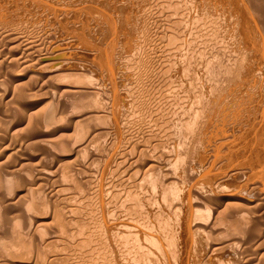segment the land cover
<instances>
[{
	"label": "rangeland",
	"instance_id": "rangeland-1",
	"mask_svg": "<svg viewBox=\"0 0 264 264\" xmlns=\"http://www.w3.org/2000/svg\"><path fill=\"white\" fill-rule=\"evenodd\" d=\"M0 10L19 47L0 41V58L43 59L66 85L47 86L50 73L39 88L0 78L11 91L0 164L33 170L0 189V264H264V0H0ZM127 144L134 169L118 161ZM115 173L129 183L112 196ZM29 203L25 220L13 207Z\"/></svg>",
	"mask_w": 264,
	"mask_h": 264
},
{
	"label": "bare ground",
	"instance_id": "bare-ground-1",
	"mask_svg": "<svg viewBox=\"0 0 264 264\" xmlns=\"http://www.w3.org/2000/svg\"><path fill=\"white\" fill-rule=\"evenodd\" d=\"M22 1V0H21ZM116 1V0H115ZM141 1V0H140ZM21 3V2H20ZM89 4V3H88ZM3 5H5V4H3ZM19 5V4H18ZM12 6H14V5H12ZM87 7V6H86ZM143 8V7H142ZM32 10V9H31ZM2 10H0V12H1ZM9 11V10H8ZM34 12V11H33ZM11 13V12H10ZM12 13H13V11H12ZM35 13V12H34ZM28 14V13H27ZM35 15V14H34ZM10 17V16H9ZM27 18V17H26ZM7 20V19H6ZM1 23V22H0ZM3 23H5V22H3ZM37 24V23H36ZM82 24V23H81ZM10 25V24H9ZM8 25L6 24V27H7ZM12 28H14V27H12ZM9 30V29H8ZM11 30V29H10ZM6 31V29H0V41H7L6 42V44L9 46L10 45V50H9V48H8V50H9V52L10 51H13V53H11V54H14L15 53V51L17 50V49H19V47H18V39H15V40H13L12 39V37H10L11 36V33L9 34H6L7 32H5ZM86 31V30H85ZM168 33V32H167ZM16 36V35H15ZM19 36V35H18ZM13 37H14V35H13ZM49 37H53V36H49ZM58 37V36H57ZM20 38V37H19ZM54 39V38H53ZM52 39V40H53ZM57 41L59 42V39L57 38ZM86 41V40H85ZM52 42V41H51ZM2 43V42H1ZM173 43V42H172ZM87 44V43H86ZM3 45H5V44H3ZM6 46V45H5ZM55 47V46H54ZM101 47V46H100ZM51 48V47H50ZM53 48V47H52ZM71 48H73V49H76L78 52H80V49L79 48H75V47H71ZM99 48V47H98ZM53 49H56V48H53ZM47 50H48V48H47ZM46 50V51H47ZM49 50H51V49H49ZM39 51V50H38ZM41 51V50H40ZM45 51V52H46ZM54 50H52V52H53ZM55 51H57V49L55 50ZM88 51V50H87ZM58 52V51H57ZM57 52L56 53H52L51 54V56H50V58L51 59H53V60H55L56 62L58 61V58H57V60H56V57H58V54H57ZM3 53H5V52H3ZM8 53V52H7ZM38 53V52H37ZM2 54V53H1ZM16 54V53H15ZM42 54V53H41ZM47 54V53H46ZM46 54H44V56L46 55ZM49 54V53H48ZM3 55H5V54H3ZM6 55H8V54H6ZM10 55V54H9ZM42 56V55H41ZM47 56V55H46ZM45 56V57H46ZM49 56V55H48ZM11 57H12V55H11ZM44 57V58H45ZM47 58V57H46ZM49 57L47 58V60H49L50 59ZM34 60V59H33ZM45 60V59H44ZM35 61V60H34ZM62 61V60H61ZM45 62V61H44ZM44 62H43V59L41 60V59H38V60H36L34 63H33V61L30 63V61L29 62H27V60L26 59H24L23 57H18V58H8V57H4V58H0V78L1 77H3V76H6V80H8V83L9 84H11V85H13V87H17V86H22L23 84H25V82H26V80L27 79H31V80H33V78H35V80H33V83H34V86L35 87H37V88H39V87H41L42 85H40V84H38L37 83V79H39L40 78V82H41V77H43V76H47L49 73H50V76L48 77V79L47 80H45V82H46V84L48 83V84H50V86L51 87H54L55 89H57V87L58 88H60V87H65L66 85L65 84H61V83H59V82H56L54 79H55V76H54V74H52V72L51 71H49L48 72V70L47 71H44L45 70V68H48V67H45L46 65L44 64ZM46 63V62H45ZM50 63V62H49ZM50 64H52V63H50ZM57 64V63H56ZM90 64V70H91V72H95L96 71V66L95 65H93V64H91V63H89ZM247 64V63H246ZM49 65V64H48ZM229 65V64H228ZM6 68H12V70L9 72V73H7V69ZM51 68V67H50ZM50 70V69H49ZM48 72V73H47ZM54 72V71H53ZM122 73V72H121ZM118 80H120V79H118ZM29 81V80H28ZM45 82H43V83H45ZM120 82V81H119ZM8 84V85H9ZM48 84H47V86H48ZM81 84V83H80ZM5 84H4V81H1L0 82V105H1V103H2V101L3 100H6V99H8L9 97H10V95H11V91H8V89L7 88H5V86H4ZM7 85V86H8ZM182 87V86H181ZM36 89V88H35ZM69 89V91H71V92H88V93H90V91H91V88L90 87H88V86H86V85H79V84H72V85H69V87L66 89V90H68ZM92 92V91H91ZM29 94H31V93H29ZM23 95H25V94H23ZM218 100V99H217ZM61 101V100H60ZM68 101V100H67ZM64 102V101H63ZM70 102V101H69ZM3 105V104H2ZM1 107V106H0ZM221 117V116H220ZM224 117V116H223ZM217 120V119H216ZM187 121V120H186ZM185 121V122H186ZM184 122V121H183ZM217 122V121H216ZM223 122V121H222ZM229 122H230V119H229ZM219 123H220V121H219ZM145 124H146V122H145ZM151 124V123H150ZM191 124V123H190ZM227 125H228V123H226ZM204 125V124H203ZM207 125V124H206ZM165 126V125H164ZM164 126H162V127H164ZM167 126V125H166ZM197 126V125H196ZM195 126V127H196ZM199 126V125H198ZM213 126V125H212ZM220 126V125H219ZM232 126V125H231ZM194 127V126H193ZM226 127V126H225ZM241 127V126H240ZM168 128V127H167ZM189 128V127H188ZM120 129V128H119ZM171 129V128H170ZM215 129V128H214ZM194 130V129H193ZM15 131V130H14ZM168 131V130H167ZM171 131V130H170ZM202 131V130H201ZM227 131V130H226ZM36 132V131H35ZM45 132V131H44ZM46 132H47V130H46ZM121 132V131H120ZM152 132V131H151ZM159 132H160V130H159ZM194 132V131H193ZM192 132V133H193ZM199 133V132H198ZM204 133V132H203ZM112 134V133H111ZM144 135V134H143ZM170 135V134H169ZM205 135H207V134H205ZM250 135V134H249ZM133 136V135H132ZM150 136V135H149ZM148 136V137H149ZM176 136V135H175ZM194 136V135H193ZM160 137V136H159ZM196 137V136H195ZM205 137V136H204ZM110 138V137H109ZM202 138V137H201ZM136 139V138H135ZM145 139V138H144ZM175 139V138H174ZM130 140H132V137H131V139ZM162 140V139H161ZM169 140V139H168ZM195 140V139H194ZM207 140V139H206ZM259 140V139H258ZM138 141V140H137ZM129 142H131V141H129ZM128 142V143H129ZM199 142V141H198ZM200 142H201V140H200ZM203 142H205V141H203ZM132 143H134V142H132ZM45 144V143H44ZM126 144V143H125ZM46 146H48V147H51L50 145L51 144H48V143H46L45 144ZM170 145V144H169ZM168 145V146H169ZM199 145V144H198ZM127 146H128V144H127ZM132 147H134V144L132 145V146H128V147H126L125 149H123L124 150V153L122 154V157H120V158H118V161L121 163V162H126L125 161V159H129L128 161L130 162L129 163V166H130V168H133L134 167V164H136V161H132V159H135V157L134 156H130V155H127V152H128V150L130 151V149L132 148ZM141 147V146H140ZM143 147H144V145H143ZM171 147V146H170ZM197 147V146H196ZM257 147V146H256ZM261 147V146H260ZM46 148V147H45ZM168 148V147H167ZM21 149V148H20ZM50 150H51V148H49ZM160 149V148H159ZM169 149V148H168ZM176 149V148H175ZM49 150V151H50ZM122 150V151H123ZM163 150V149H162ZM181 150V149H180ZM20 151V150H19ZM161 151V150H160ZM183 151V150H182ZM245 151V150H244ZM264 151V150H263ZM258 152V151H257ZM173 153V152H172ZM184 153V152H183ZM188 153V152H187ZM258 153H260V152H258ZM93 154H95V153H93ZM142 154V153H141ZM261 154V153H260ZM115 155V154H114ZM146 154H144V156H145ZM160 155L163 157L164 155H167L166 153H165V150L162 152V153H160ZM188 155V154H187ZM143 156V155H142ZM147 156V155H146ZM172 156H173V154H172ZM175 156H176V154H175ZM182 156H184V154L182 155ZM256 156V155H255ZM263 156V155H262ZM261 156V157H262ZM134 157V158H133ZM140 157V156H139ZM139 157H137V158H139ZM168 157V156H167ZM152 158V157H151ZM169 158V157H168ZM143 159V158H142ZM155 159H156V157H155ZM164 159H165V157H164ZM187 160V159H186ZM138 161V160H137ZM153 160H151V162H152ZM156 161V160H155ZM167 161H168V159H167ZM184 161V160H183ZM189 161V160H188ZM177 162V161H176ZM140 163V162H139ZM172 163V162H171ZM179 163V162H178ZM181 163V162H180ZM188 162H186V164H187ZM158 164V162H156L155 163V165H157ZM161 166L162 165H164V164H160ZM168 165V164H167ZM189 165V164H188ZM3 166V165H2ZM1 166V164H0V189H3V190H5L6 188H9L10 187V185H12V182H13V180H14V178L15 177H21V178H29L31 175H32V173H33V170L31 171V170H25V171H21V170H18V169H11V168H5V167H2ZM151 166V165H150ZM171 166V165H170ZM184 166V165H183ZM169 167V166H168ZM178 167V166H177ZM259 167V166H258ZM149 168V167H148ZM183 168V167H182ZM28 169V168H27ZM134 169V168H133ZM141 169V168H140ZM139 169V170H140ZM171 169V168H170ZM187 169V168H186ZM190 169V168H189ZM53 170V169H52ZM40 171V173L41 174H43L42 176H47V177H52V178H54V177H56V178H58V179H60V180H62L61 179V176L60 175H56V174H54V173H52L50 170H48V169H41V170H39ZM133 171H136V170H133ZM149 171V170H148ZM179 171V170H178ZM259 171V170H258ZM38 172V171H37ZM127 173H129V171L127 170L126 171ZM141 172V171H140ZM143 172V171H142ZM163 172V171H162ZM162 172H161V174H162ZM256 172V171H255ZM113 173V172H112ZM134 173V172H133ZM137 173V172H136ZM138 173H139V171H138ZM264 173V172H263ZM116 175H115V178L114 177H112V179L110 180V183L108 182V184L106 185V186H108V188H109V190L111 189V193L113 194V192H112V190L114 191V189L116 188V187H121L120 185H123L124 184V182L126 181V179H127V181H128V183H129V180H128V176L124 179L125 181H122L123 179H121L122 177H119V176H117V173H115ZM74 175V174H73ZM123 175V174H122ZM125 175V174H124ZM127 175V174H126ZM125 175V176H126ZM132 175V174H131ZM188 175V174H187ZM37 176V175H36ZM124 176V177H125ZM133 176V175H132ZM131 176V177H132ZM140 176V175H139ZM144 176V175H143ZM146 176V175H145ZM40 177V176H39ZM130 177V178H131ZM163 177V176H162ZM185 177H187V176H185ZM137 178V177H136ZM160 178V177H159ZM253 178V177H252ZM47 179V178H46ZM141 179V178H140ZM162 179V178H161ZM169 179V178H168ZM199 179V178H198ZM139 180V179H138ZM185 180H187V179H185ZM193 180V179H192ZM135 181V180H134ZM134 181H132L133 183H134ZM162 181V180H161ZM63 182L64 183H66L64 180H63ZM166 182V181H165ZM164 182V183H165ZM186 182V181H185ZM216 182H217V180H216ZM159 183V182H158ZM157 183V184H158ZM184 183V182H183ZM190 183V182H189ZM110 184V185H109ZM185 184V183H184ZM188 184V183H187ZM251 184V183H250ZM49 185V184H48ZM128 185V184H127ZM132 185V184H131ZM172 185V184H171ZM195 185V184H194ZM221 186V185H220ZM252 186V185H251ZM258 186H259V184H258ZM53 188V187H52ZM193 188V187H192ZM259 188V187H258ZM118 189V188H117ZM107 190V189H106ZM119 191V190H118ZM254 191V190H253ZM261 191V190H260ZM57 192V191H56ZM240 192V191H239ZM262 192V191H261ZM109 193V192H108ZM146 193V192H145ZM158 193V192H157ZM29 194V193H28ZM32 194V193H31ZM117 194V192L115 193L114 192V194L112 195V196H115ZM127 194V193H126ZM155 194V193H154ZM243 194V193H242ZM258 194V193H257ZM260 194V193H259ZM263 194V193H262ZM110 195V194H109ZM108 195V196H109ZM193 195V194H192ZM126 196V195H125ZM153 196H155V195H153ZM261 196V195H260ZM4 197V199L6 200V201H9V199H8V197L9 196H3ZM144 198V197H143ZM163 198V197H162ZM248 198V197H247ZM135 199V198H134ZM157 199V198H156ZM137 200V199H136ZM224 200V199H223ZM142 201V200H141ZM243 201V200H242ZM143 202V201H142ZM235 202H237V201H235ZM234 202V203H235ZM64 203V202H63ZM139 203V202H138ZM239 203V202H238ZM237 203V204H238ZM80 204V203H79ZM233 204V203H232ZM249 203H247V205H248ZM208 205V204H207ZM239 205H241V203L239 204ZM238 205V206H239ZM143 206H145V205H143ZM179 206V205H178ZM177 206V207H178ZM210 206V205H209ZM234 206V205H233ZM89 207V206H88ZM202 207V206H201ZM34 208V205L32 204V203H29V204H27V205H25V206H22V205H20V204H14V207H13V209L15 210V211H18L20 214H19V216H21L23 219H25V220H27V218H30V214H31V212H32V209ZM196 208V207H195ZM211 210V209H210ZM93 211V210H92ZM114 211V210H113ZM145 211V210H144ZM205 211V210H204ZM214 211V210H213ZM213 211L212 212H209V214L211 213H213ZM232 211V210H231ZM252 211H253V209H252ZM9 211L8 210H4V211H1V209H0V224L2 225L3 224V226H5V222L3 223L2 221V216H5V221L6 220H8L7 218H9L8 217V213ZM217 212V211H216ZM216 212H215V216H214V218L215 219H217V217H218V214L216 215ZM233 212V211H232ZM80 213V212H79ZM114 213V212H113ZM122 213V212H121ZM235 213H237V212H235ZM247 213L249 214L250 212H248V209H247ZM252 213V212H251ZM110 214V213H109ZM129 214H131V213H129ZM214 214V213H213ZM243 214V213H242ZM77 215V214H76ZM105 215V214H104ZM134 215V214H133ZM199 215V214H198ZM250 215V214H249ZM56 216L57 217H59L58 216V213H56ZM204 216V215H203ZM247 216V215H246ZM251 216H252V214H251ZM245 217V216H244ZM248 217V216H247ZM212 218V217H211ZM250 218V217H249ZM62 219V218H61ZM71 219V218H70ZM213 219V218H212ZM101 220V219H100ZM106 220V219H105ZM251 220V219H250ZM9 221V220H8ZM148 221V220H147ZM211 221V220H210ZM222 221V220H221ZM2 222V223H1ZM81 222V221H80ZM85 222V221H84ZM95 222V221H94ZM203 222V221H202ZM240 226L241 225H247V224H249V219H245L244 220V218L241 216V217H238L237 218V221H236ZM254 222V221H253ZM8 223V222H7ZM6 223V224H7ZM11 223V222H10ZM178 223V222H177ZM54 224V223H53ZM51 225L52 226V228L54 229L56 226H54V225ZM207 224V223H206ZM216 224V223H215ZM251 224H252V222H251ZM256 224V223H255ZM1 225H0V229H1ZM61 226V227H60ZM59 227H60V231H61V228L63 227V225L61 224ZM6 227V226H5ZM7 227H8V224H7ZM57 228V227H56ZM81 228V227H80ZM212 230L214 229V230H216V226H212V228H211ZM250 229V231L252 230V228L250 227L249 228ZM52 230V229H51ZM59 229L57 228V230H55L54 232L55 233H57V234H61V232L60 231H58ZM249 231V230H248ZM41 233V232H40ZM84 233V232H83ZM110 234V233H109ZM37 235V234H36ZM36 235H35V237H36ZM40 234H38V236H39ZM42 235V234H41ZM40 235V236H41ZM43 236V235H42ZM38 238V237H37ZM37 238H36V240H37ZM34 239V238H33ZM41 239V238H40ZM45 239V238H44ZM108 240V239H107ZM106 240V241H107ZM160 240V239H159ZM42 241V240H41ZM41 241H39V242H37V243H40L41 244ZM42 242H44V240L42 241ZM40 244H38V245H40ZM42 245V244H41ZM41 245L39 246V247H41ZM98 247V246H97ZM103 248V247H102ZM115 249V248H114ZM257 250V249H256ZM41 251V250H40ZM258 251V250H257ZM3 252V251H2ZM39 252V251H38ZM43 252V251H42ZM41 255H40V257L42 256V253H40ZM60 255V254H59ZM219 255V254H218ZM239 255V254H238ZM248 256V255H247ZM1 257V256H0ZM51 257H53V256H51ZM209 257H211V256H209ZM215 257H216V255H215ZM221 256H219V258H220ZM236 257V256H235ZM193 258V257H192ZM54 259V258H53ZM213 259V258H212ZM255 259V258H254ZM261 259V258H260ZM52 260V259H51ZM207 260V259H206ZM215 261H217L216 260V258L214 259ZM158 261V260H157ZM156 261V262H157ZM228 261H230V260H228ZM228 261H226L225 263H227ZM177 262V261H176ZM193 262V261H192ZM237 262H238V260H237ZM197 263V262H196ZM206 263H208V262H206ZM209 263H211V262H209ZM224 262H223V260L222 261H217L216 263H214V264H225ZM229 263V262H228ZM200 264V263H199ZM211 264H213V263H211ZM233 264V263H232Z\"/></svg>",
	"mask_w": 264,
	"mask_h": 264
}]
</instances>
